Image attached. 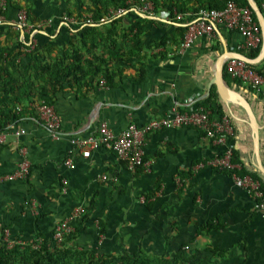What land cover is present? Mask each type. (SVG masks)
<instances>
[{
  "label": "crops",
  "instance_id": "0c3cea01",
  "mask_svg": "<svg viewBox=\"0 0 264 264\" xmlns=\"http://www.w3.org/2000/svg\"><path fill=\"white\" fill-rule=\"evenodd\" d=\"M42 1L37 3L39 10ZM76 9L74 4L72 11ZM39 15L42 13L32 11V24L47 19L54 23L41 30L38 46L48 47L52 54L66 51L76 36L58 19L70 16L69 9L59 16ZM16 18L17 12L9 9L7 21L13 24ZM124 18L131 24L135 17ZM161 23L150 22L140 51L128 45V51H135L134 57L122 52L125 60L112 64V80L101 76L92 86L57 92L53 106L62 125L58 138L52 137L33 111L14 126L13 133H4L0 179L18 170L22 151L31 166L24 181L0 180V223L12 239L49 243L55 226L70 219L80 249L116 254L143 250L150 256L168 258L180 249L189 254L201 251L199 258L208 256L205 250L217 249L225 251L217 255V264H264V217L252 196L236 187L229 173L200 168L220 149L197 130L167 129L145 137L146 166L135 173L105 148L89 159L75 153L74 170L64 164L74 149L73 140L94 135L103 122L117 135L130 123L145 125L174 108L191 111L204 107L212 91L217 92L212 83L218 58L226 50L243 54L238 49L243 38L224 26H217L216 38H199L181 51L185 27ZM166 38V45L156 46ZM261 63L257 72L264 70V60ZM227 86L248 101L257 119L264 166V87L253 91L246 83ZM215 103L212 109L220 104L234 127L232 142L243 168L241 174L244 171L243 176L259 179L264 188V174L255 166L246 111L226 105L219 95ZM19 131L25 134L17 137ZM103 174L117 181L103 182ZM79 208L84 213L75 217ZM208 224L213 229H206Z\"/></svg>",
  "mask_w": 264,
  "mask_h": 264
},
{
  "label": "trees",
  "instance_id": "16d2710c",
  "mask_svg": "<svg viewBox=\"0 0 264 264\" xmlns=\"http://www.w3.org/2000/svg\"><path fill=\"white\" fill-rule=\"evenodd\" d=\"M36 1L31 0L24 6L23 0H8V10L4 16L8 19L9 9L16 8L19 11H27L31 22L32 5ZM65 1L68 5L75 1L78 5L75 11L69 9L68 17L83 21L90 17L94 24L66 26L69 32L72 31L75 34L76 39L72 40L69 48L61 54H52L48 47L38 46V41L33 48V44H28L30 36L26 35L23 41L14 25L8 21L0 25V134L20 124L28 112L33 111L35 114L37 104L45 102L53 105L57 92L64 91L66 87L74 89L92 86L101 76L112 80V64L118 59L125 60L122 52L128 57H134L135 51H128V45L131 43L135 50L140 51L143 46V36L148 31L150 22L160 23L131 13L126 14L135 17L131 24L125 23L126 15L102 23L101 20L110 10L124 7V0ZM143 1L151 2L158 14L162 11L173 12L174 10L183 14H196L201 9L221 10L230 1L241 7L250 8L247 0H137V3ZM254 1L264 12L262 1ZM252 16L258 23L255 13L252 12ZM167 41L169 40L166 38L156 46L166 45ZM261 48L262 45L243 54L255 59L259 56ZM259 65L262 63L251 65V67L255 70ZM224 73L225 82L229 86L231 83L240 86L243 84L241 80L232 79L225 67ZM258 73L263 75L264 70H258ZM217 98L218 93L214 89L204 107L223 117V108L220 104L215 110L212 109ZM235 158L238 162L236 152ZM242 174L246 172L243 171ZM58 225L55 226L49 243L27 242L26 247L17 245L10 249L1 241L0 264H217L215 261L217 255L225 253L217 249L205 250L208 256L203 258L198 257L201 251L189 254L183 249H180L173 258L165 257V255L150 256L143 250L134 254L101 253L93 249H80L75 244V233L66 235L60 242L55 241L53 234ZM205 228L213 229L211 224L206 225ZM34 244H41L40 248L34 249Z\"/></svg>",
  "mask_w": 264,
  "mask_h": 264
},
{
  "label": "built area",
  "instance_id": "2783aa9c",
  "mask_svg": "<svg viewBox=\"0 0 264 264\" xmlns=\"http://www.w3.org/2000/svg\"><path fill=\"white\" fill-rule=\"evenodd\" d=\"M262 5L264 8V0ZM124 7L117 10L109 11L101 22L112 21L113 19L124 16L126 14H137L138 16L157 22H171L183 24L186 31L180 50L184 51L193 46V44L202 37L214 39L217 36V26H224L228 30L237 32L243 42L238 46V49L243 52H249L257 49L262 45V34L259 23L254 21L252 10L248 7H241L235 2H228L225 8L217 9H201L196 14H183L174 10L173 12L162 11L156 13L154 5L151 2L143 1L137 3V0H124ZM8 10V0H0V25L7 22L4 13ZM61 26H80L93 25V20L88 17L85 21L77 20L63 16L58 19ZM53 20L41 21L32 24L28 19V13L25 10H20L13 25L15 30L20 33L21 39L25 41V36H30L29 45L37 44V37L41 30L48 25H52ZM12 24V23H11ZM227 73L232 79L241 80L250 86L253 91H260L264 87V74H259L251 65L244 61L236 59H228L225 62ZM105 84V81L102 82ZM35 111L38 114L39 120L43 122L53 138H58L62 125L53 105H48L41 102L35 106ZM193 128L202 133L205 138L211 140L215 146L220 149V153L212 159L200 164V168L209 167L219 172H226L231 175L236 187L245 190L256 203L257 210L264 217V189L259 179L250 175H242V165L238 164L235 158V150L233 145V137L235 130L231 119L228 116L217 118L213 115L210 109L200 107L191 111H180L177 108L160 118H156L145 125L130 123L128 127L121 133L115 134L113 130L103 122L99 126L94 135L83 139L73 140L74 149L68 153L65 166L74 170L77 166L79 154L82 159H89L92 154L101 149H110L116 153L118 158L126 163L130 172L135 173L138 169L146 166L144 139L145 137L162 130ZM13 133V130L8 131ZM5 132V133H8ZM17 137L25 134V131L15 132ZM4 142V133L0 134V143ZM23 160L16 172L11 175L4 176L2 181H24L30 174V162L26 154L22 151ZM103 182H116V177H108L102 175ZM66 184V180H63ZM84 213L83 208L75 211L74 216H80ZM70 219L61 222L55 229L53 239L62 241L66 235L74 232L70 224ZM6 243L8 248H13L17 245L26 247L27 241L12 239L10 232L0 223V242ZM41 244H34L33 248H40Z\"/></svg>",
  "mask_w": 264,
  "mask_h": 264
},
{
  "label": "water",
  "instance_id": "95a60500",
  "mask_svg": "<svg viewBox=\"0 0 264 264\" xmlns=\"http://www.w3.org/2000/svg\"><path fill=\"white\" fill-rule=\"evenodd\" d=\"M249 6L253 13L257 17V21L261 28L262 34V48L259 56L255 59H251L244 54L234 53L225 51L217 60L216 72L212 85L216 86L217 93L222 102L230 106L231 104L238 105L243 108L248 116V121L253 133V145H254V156H255V166L258 170L264 174V166L262 164L261 154H260V138L257 119L248 103V101L238 92L230 89L224 79V65L228 59H236L246 62L249 65H258L264 60V12L260 9L254 0H247Z\"/></svg>",
  "mask_w": 264,
  "mask_h": 264
},
{
  "label": "rangeland",
  "instance_id": "374dc122",
  "mask_svg": "<svg viewBox=\"0 0 264 264\" xmlns=\"http://www.w3.org/2000/svg\"><path fill=\"white\" fill-rule=\"evenodd\" d=\"M23 4L24 6L28 5L31 0H23ZM39 0L36 1V3H34L32 5V10L34 12V14L38 15L39 12L42 13V15H39L41 17H54V15H61L62 13L65 12V10L67 11V9H73L74 7V4H75V1H73L74 3H71L70 5L66 4V3H63V0H57L60 5H58L54 0H43L42 3L40 4L41 7H42V10H39L40 8H38L39 4L38 3ZM57 4V5H56ZM19 12V10H17L16 8L15 9H12V13L13 12ZM9 13V11H8ZM49 20V19H47Z\"/></svg>",
  "mask_w": 264,
  "mask_h": 264
}]
</instances>
